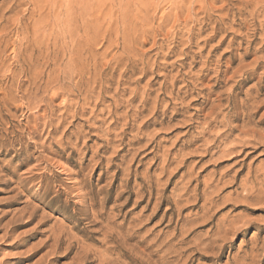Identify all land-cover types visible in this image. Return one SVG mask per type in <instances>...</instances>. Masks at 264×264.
Returning <instances> with one entry per match:
<instances>
[{
	"label": "rangeland",
	"instance_id": "obj_1",
	"mask_svg": "<svg viewBox=\"0 0 264 264\" xmlns=\"http://www.w3.org/2000/svg\"><path fill=\"white\" fill-rule=\"evenodd\" d=\"M0 264H264V0H0Z\"/></svg>",
	"mask_w": 264,
	"mask_h": 264
},
{
	"label": "bare ground",
	"instance_id": "obj_2",
	"mask_svg": "<svg viewBox=\"0 0 264 264\" xmlns=\"http://www.w3.org/2000/svg\"><path fill=\"white\" fill-rule=\"evenodd\" d=\"M105 256V255H104ZM105 260H106V258H105Z\"/></svg>",
	"mask_w": 264,
	"mask_h": 264
}]
</instances>
